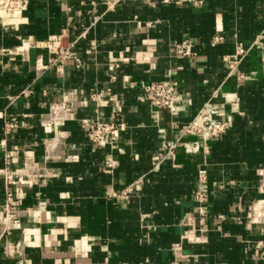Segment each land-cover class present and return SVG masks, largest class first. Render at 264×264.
Listing matches in <instances>:
<instances>
[{
	"label": "crops",
	"instance_id": "1",
	"mask_svg": "<svg viewBox=\"0 0 264 264\" xmlns=\"http://www.w3.org/2000/svg\"><path fill=\"white\" fill-rule=\"evenodd\" d=\"M64 35L74 56L38 73ZM184 39L196 56L174 55ZM262 54L264 0H29L0 19V264H264ZM166 80L190 102L176 116L144 94ZM207 105L230 127L205 145L184 131ZM113 117L117 148L97 147L83 122ZM178 138L199 150L165 157Z\"/></svg>",
	"mask_w": 264,
	"mask_h": 264
},
{
	"label": "built area",
	"instance_id": "2",
	"mask_svg": "<svg viewBox=\"0 0 264 264\" xmlns=\"http://www.w3.org/2000/svg\"><path fill=\"white\" fill-rule=\"evenodd\" d=\"M201 2H195V4H200ZM29 5V0H0V19H15L19 14L27 10ZM62 39L59 38L56 44L57 57L50 59L47 64L42 61L37 65L38 73L43 72L49 66H55L56 68L62 67V62L72 58L74 56L72 48L75 46L74 42H71L64 35ZM222 37H215V43L223 42ZM259 44L258 41H253L249 46L243 43H237L235 48V53L233 55H228L225 57V61L228 64L229 74H237L240 79H246L247 76L243 73H239L238 67L242 60ZM195 43L191 39H184L180 42H174L172 44V51L174 55L180 57H194L197 53L194 50ZM262 65L264 68V54H262ZM144 94L149 100L150 104L156 109H167L173 116L178 115L183 111L186 104L190 102L188 100L184 101L177 91V83L173 81H159V82H149L144 86ZM84 128L87 131L88 139L97 147H116L120 132L119 119L113 117L109 121H104L97 119L96 121L85 120L83 122ZM14 123H11L10 128L14 127ZM230 127L228 121H220L214 118L212 113L211 105H207L201 112L196 116V118L187 126L184 131L185 135H190L201 139L205 145L208 142L217 139L221 135H224ZM182 146L186 152L195 153L199 150L198 142L182 143L179 138L170 142L165 146L164 156L171 157L173 160L176 159V150ZM118 166L116 160L107 161V172L112 173L113 169ZM204 176V175H203ZM202 176V177H203ZM205 177H203V180ZM12 181H7V191H6V201L3 207V223L9 225L11 223H16L18 221V209L15 206L14 197L10 191V185ZM117 196V195H115ZM196 202L199 205V213L202 217L208 214V197L205 192L198 191L195 195ZM217 219L223 221L225 219L224 215H218ZM188 238V235L184 236ZM181 244L177 245V250L181 249Z\"/></svg>",
	"mask_w": 264,
	"mask_h": 264
}]
</instances>
